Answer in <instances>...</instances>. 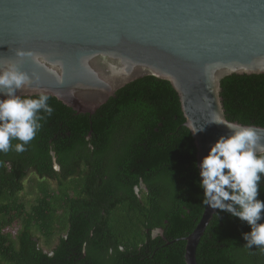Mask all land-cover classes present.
<instances>
[{"label":"trees","instance_id":"trees-1","mask_svg":"<svg viewBox=\"0 0 264 264\" xmlns=\"http://www.w3.org/2000/svg\"><path fill=\"white\" fill-rule=\"evenodd\" d=\"M221 87L228 121L264 127V74L231 75ZM48 103L54 111L42 113L26 150L0 152V264H186L184 238L205 205L194 139L171 83L145 76L93 113L52 96ZM29 173L39 194L27 206L18 195ZM250 231L218 209L197 263L264 264V250L246 246ZM41 238L57 241L50 253Z\"/></svg>","mask_w":264,"mask_h":264},{"label":"water","instance_id":"water-1","mask_svg":"<svg viewBox=\"0 0 264 264\" xmlns=\"http://www.w3.org/2000/svg\"><path fill=\"white\" fill-rule=\"evenodd\" d=\"M6 60L33 76L22 95L44 90L77 113H93L145 76L170 82L199 171L232 123L222 80L264 74V0H0V62ZM255 127L264 136V127ZM217 210L205 206L184 238L186 264H198L197 247Z\"/></svg>","mask_w":264,"mask_h":264},{"label":"clouds","instance_id":"clouds-1","mask_svg":"<svg viewBox=\"0 0 264 264\" xmlns=\"http://www.w3.org/2000/svg\"><path fill=\"white\" fill-rule=\"evenodd\" d=\"M17 55L26 53L18 51ZM110 67L114 72L124 71L115 65ZM32 84L33 76L15 61L0 62V152L7 153L12 148L25 151L42 127V113L51 116L54 111L44 90L21 94ZM226 128L228 132L219 136L198 164L202 202L247 222L251 231L243 233L246 246L264 250V200L258 198L264 185V136L250 124L232 122ZM203 130L199 128L195 133ZM12 141L19 143L13 145Z\"/></svg>","mask_w":264,"mask_h":264},{"label":"rangeland","instance_id":"rangeland-1","mask_svg":"<svg viewBox=\"0 0 264 264\" xmlns=\"http://www.w3.org/2000/svg\"><path fill=\"white\" fill-rule=\"evenodd\" d=\"M55 167H57V166H55ZM37 178L38 177L35 174L29 173L27 175L26 179L24 180V189L18 195V197L20 198L21 202H23L27 206H30L31 204H34L37 201V195L39 194V188L36 185L38 183V181H39V179H37ZM48 184H49L50 189L52 190V192L51 191H49V192L53 193V191H55L56 188H57V182L53 181V180H49ZM11 229L13 230V232L17 233V230L19 229V226L11 228ZM159 233L160 232L157 231V232L154 233V235H158ZM36 236L40 237V234L36 233ZM41 242H42V244L40 245V247H42L45 252L50 253L52 251V249L55 247V244H56L57 241L53 240V243L50 245V244H46L44 239L41 238Z\"/></svg>","mask_w":264,"mask_h":264}]
</instances>
